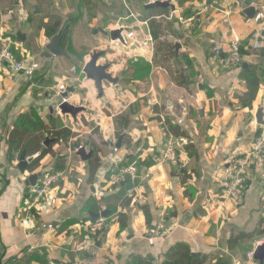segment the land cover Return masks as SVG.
<instances>
[{
	"label": "crops",
	"instance_id": "crops-1",
	"mask_svg": "<svg viewBox=\"0 0 264 264\" xmlns=\"http://www.w3.org/2000/svg\"><path fill=\"white\" fill-rule=\"evenodd\" d=\"M153 1L0 0V37L14 40L13 53L25 63L20 70L0 66V264H137L134 257L162 264L177 243L202 264H251L247 253L264 238V164L259 173L250 165L245 169L240 202L226 198L222 185L236 157L251 159L260 134L258 108L264 119V54L255 52L251 37L264 21V0H256L252 19L243 12L247 0H168L174 8L145 7ZM47 27L54 29L51 36L64 27L68 57L44 54ZM119 28L127 29L125 38L133 31L135 39L127 38L128 45L111 39L108 31ZM232 40L241 44L242 63L224 68L211 47L225 48ZM84 44L88 54L80 53ZM101 51L97 63H108L111 75L127 62L112 75L116 83L103 82L105 100L82 72ZM141 61L148 65L145 88L137 85L144 71L134 77L130 65ZM250 66L257 67L259 87L251 107H242L236 95L246 92L242 71ZM122 75H128L123 92L117 91ZM58 83L73 88L69 103L85 108L75 120L57 108L63 92ZM30 110L44 125L55 122L75 135L57 143L45 136L32 155L50 151L22 173L16 143L34 139L35 131L22 133L16 126ZM121 113L127 114L126 126L117 119ZM168 121L180 134L168 131ZM83 136L80 143L93 151L88 160L75 149ZM168 145L173 159L163 158ZM126 162L135 167L129 184L136 187L134 198L125 191L123 202L106 210L101 198L123 187L116 173ZM52 171L64 173L59 186L33 202L28 177L40 174L36 184ZM138 205L148 207L149 219ZM102 211L104 225L88 232L85 225L96 219L90 213ZM120 211L126 226L118 222ZM240 233L246 237L231 246ZM79 243L87 249L77 252Z\"/></svg>",
	"mask_w": 264,
	"mask_h": 264
},
{
	"label": "built area",
	"instance_id": "built-area-1",
	"mask_svg": "<svg viewBox=\"0 0 264 264\" xmlns=\"http://www.w3.org/2000/svg\"><path fill=\"white\" fill-rule=\"evenodd\" d=\"M256 7V0H247L246 7ZM123 36V35H122ZM129 39H135L133 31L126 34ZM252 48L258 49L264 47V21L259 23L258 26L253 30L252 34ZM125 40L124 45H128L127 38L123 36ZM145 43V42H144ZM14 42L9 36L0 37V66L3 63L11 65L15 70H20L25 67V63L22 60H16L13 53ZM212 57L218 60V63L224 68H231L237 66L242 61L241 44L238 40H232L227 47H223L222 43H214L211 47ZM60 91H64L66 86L63 83L57 84ZM67 100V99H66ZM261 133L253 145L249 155L251 159L236 157V165L233 168L231 176L223 182V195L226 198L233 200L234 202H240L242 200L243 186L245 181V169L250 165L255 173H259L262 170L264 164V155L262 153V143H264V119L263 124L260 126ZM84 146V144H79ZM77 150V148L75 147ZM173 149L172 146L168 145L163 158L173 159ZM135 172V167L133 164L122 165L116 173V181L124 182V180L129 176L133 177ZM64 173L61 171H52L39 180L34 185L28 187L27 195L33 198V202H38L44 197L50 195L59 186L62 176ZM135 186H129L126 189V195L129 198H134ZM106 221V217L98 216L93 221H90L85 225L88 232L95 234L97 233ZM27 223V222H24ZM264 243V238L256 241L254 247L247 253L251 264H259L257 260L253 258V252L256 246ZM87 246L85 243H79L75 250L85 251Z\"/></svg>",
	"mask_w": 264,
	"mask_h": 264
},
{
	"label": "trees",
	"instance_id": "trees-1",
	"mask_svg": "<svg viewBox=\"0 0 264 264\" xmlns=\"http://www.w3.org/2000/svg\"><path fill=\"white\" fill-rule=\"evenodd\" d=\"M151 25L154 27L155 26L157 27L159 24L152 22ZM59 26L60 25L57 22L55 25V28L57 29ZM63 28L62 30L60 29L61 31L59 30V32H61L62 35L64 31ZM50 29L51 28H48V27L46 28L47 36L52 35L51 30H54V29H51V30ZM152 34L154 37H157V32H153ZM241 52H242V47H241ZM255 52L264 54V48H259L258 50L256 49ZM14 58L16 59L15 55H14ZM130 65H132L135 68L134 77L138 76L137 74L138 69L142 71H147V68H148V65L146 63H141L139 65L130 63ZM244 68H246V65L244 66ZM256 71H257L256 66H250V68L242 71V80L246 84V92H244L241 95H236L242 107H251L252 100L255 98L257 94L260 77L258 76ZM28 115H32V118L28 119L30 117ZM117 119L121 121L123 126H126L128 124L127 114L121 113L117 116ZM25 122H27L26 125H24ZM168 124H169V121L167 123L168 131L174 134H180L178 132H175L174 125H172L171 123L169 125ZM16 127H18L19 132H22V133L35 131L34 139L33 138H31L30 140L26 139L23 142H21V139H18V142L16 143V148H19V150L27 154V156L29 154L32 155L36 150L40 148L41 141L45 138V136L53 139L52 143H57L59 141H67L75 135V133L69 127L61 126V125L57 126L55 122L52 123L51 126L44 125L37 119L36 115L31 110H30V114H24L18 119V125ZM121 132L122 131L119 130L117 132V135L119 136ZM31 140L33 141L30 142ZM92 147L94 148L95 145H92ZM50 149H51L50 147L42 149L40 153L28 165L27 169L28 170L35 169L39 165V161L41 160L43 155L49 152ZM94 151H95V148H94ZM96 159L97 158H94V160ZM123 165H127V162L124 163ZM131 182L134 183V180H132L128 176L124 180L123 187H121L117 193L110 194V195H107L101 198V203L106 205V210L110 211L114 209L113 207L114 205H116L114 202H118V201L123 202L122 199L124 196V192L129 187V184H131ZM112 199H115L113 200V203H111ZM138 207L142 209V211L145 214L146 219H149L150 214H149L148 207L146 205H138ZM118 222L121 226H126V216H125V213H123L122 211L118 212ZM244 237H246V235L241 234V233L233 237L232 240L230 241L232 244L231 246H234L240 238H244ZM136 260L138 261L137 264H151L149 261L139 259L137 257H134L132 259L133 263H135ZM202 263H203L202 258L192 256L189 247L184 243H177L174 246H172V248L169 251L167 259L162 262V264H202Z\"/></svg>",
	"mask_w": 264,
	"mask_h": 264
},
{
	"label": "water",
	"instance_id": "water-1",
	"mask_svg": "<svg viewBox=\"0 0 264 264\" xmlns=\"http://www.w3.org/2000/svg\"><path fill=\"white\" fill-rule=\"evenodd\" d=\"M146 8H152V7H163V8H174V6L168 1V0H155L151 3H147L145 5ZM248 18H254L257 14V11L254 7L249 6L246 7L243 11ZM125 28H119V29H113L108 31V34L111 39H118L121 43L125 44V40L122 36V31ZM103 31L102 29H100ZM127 30V29H125ZM104 32V31H103ZM62 40V34L61 32H58L51 36L48 40V43L45 46V55L47 57L49 56H65L68 57V54L61 43ZM103 55V52H95L93 53L89 60L84 63L82 67V71L85 74V76L88 79H91L94 82V86L97 90V93L100 97H102L103 100L105 98L103 97L104 88H103V82H109V83H116L118 80V77H113L111 73L107 71L109 68V64H99L97 63L98 58ZM73 91V88L68 87L65 91L60 93L61 100L58 103L57 108L59 109V112L61 114H68L72 117L73 120L76 119V116L79 112L83 111L85 108L83 106H77L74 104L69 103L66 99L69 96V93ZM263 113L262 108H258L256 111V123L260 126L263 124L262 119ZM122 135L118 138L117 142L114 144L116 148L121 147L122 142ZM49 139L45 140L44 145H49ZM75 147L77 148L76 153L82 160H88L92 156L93 151L89 150L87 151L84 146H80L78 143L75 144ZM35 158V156L26 157L25 153L22 152L19 156V163L17 165L20 172H25L27 170L28 165L32 162V160ZM40 174H32L28 177L27 184L34 185L36 178ZM90 213V212H89ZM91 217L97 218L98 216L104 217L107 215V211H102L100 213L92 214L90 213ZM253 258L257 261H259L260 264L264 263V243L260 244L255 247L253 252Z\"/></svg>",
	"mask_w": 264,
	"mask_h": 264
},
{
	"label": "rangeland",
	"instance_id": "rangeland-1",
	"mask_svg": "<svg viewBox=\"0 0 264 264\" xmlns=\"http://www.w3.org/2000/svg\"><path fill=\"white\" fill-rule=\"evenodd\" d=\"M11 39H12V38H11ZM13 42H14V40H13ZM14 43H15V42H14ZM84 45H86V46H82V47L80 48V53H85V54L87 53V54H88L89 52H88L87 50H90L91 48H90V47H87V44H84ZM126 63H127V62H125L124 64H126ZM141 63H143V61L139 62V64H141ZM124 64H123V67L126 66V65H124ZM139 64H138V65H139ZM123 67H122V68H119L117 71H114V73H112V75H113V76H118V74L120 73V71H122V69H124ZM128 69H129V68H128ZM139 70H140V69L137 70V73H138V74H140L141 71H142V70H140V71H139ZM82 72H83V71H82ZM147 72H148V71H144L143 74H141V75H143V76H142V79H139V80H142V81H141L140 83H137V85H139V86L142 87V88H145L146 85H147V82H148L147 80H144L145 77L147 76ZM115 73H116V74H115ZM84 75H85V74H84ZM127 76H128V75H127ZM127 76H123V75H122V78L119 80V81H120V85L117 86V91H121V92H123L122 86H124V85H125V82H127V81L125 80V78H126ZM85 77H86V76H85ZM86 78H87V77H86ZM139 78H140V77H139ZM78 79H79L78 77H77V79H76V77H74L73 80H78ZM70 80H72V79H70ZM105 84H107V82H105ZM132 84L136 85L135 83H132ZM134 85H133V86H134ZM119 89H120V90H119ZM66 121H67V122H66ZM65 122H66L67 124H69V125L71 124V123L69 122V120H65ZM71 128H72V126H71ZM260 133H261V131H260ZM83 137H84V138L81 137L82 139H81V138L77 139V143H78V144H80L81 141H84V140H85V136H83ZM255 143H256V142H255ZM255 143H254V145H255ZM87 144H88V143H87Z\"/></svg>",
	"mask_w": 264,
	"mask_h": 264
}]
</instances>
